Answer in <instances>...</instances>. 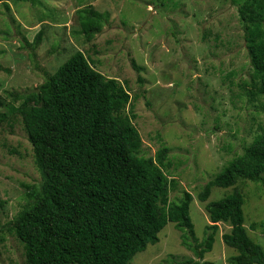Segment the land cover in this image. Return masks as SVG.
Here are the masks:
<instances>
[{"label": "rangeland", "instance_id": "obj_1", "mask_svg": "<svg viewBox=\"0 0 264 264\" xmlns=\"http://www.w3.org/2000/svg\"><path fill=\"white\" fill-rule=\"evenodd\" d=\"M89 6L106 15L102 31L91 41L78 18V10ZM38 34L41 41L34 50ZM77 51L130 91L127 109L133 107L136 115L141 154L155 156L163 144L170 147L164 170L178 182L170 198L191 192L190 215L202 240L211 224L206 204L233 187L212 188L205 202L198 193L264 125L263 98L251 95L254 70L232 0H0V97L5 102L0 111L10 114L0 126V264H25L23 243L8 225L26 204L29 187L41 181L22 116L15 110L23 97H15L38 88ZM237 185L246 199L247 232L264 247V183ZM230 230L228 223L219 222L203 264H230L238 253L222 239ZM159 237L128 264L199 259L182 245L174 222Z\"/></svg>", "mask_w": 264, "mask_h": 264}, {"label": "trees", "instance_id": "obj_2", "mask_svg": "<svg viewBox=\"0 0 264 264\" xmlns=\"http://www.w3.org/2000/svg\"><path fill=\"white\" fill-rule=\"evenodd\" d=\"M232 2L254 70L251 95L263 98L264 111V0ZM78 14L83 35L93 40L106 15L93 6ZM40 41L38 34L34 50ZM132 63L139 68L134 59ZM36 89L15 97H23L15 110L22 116L41 173L39 185L29 187L26 204L8 225L23 243L25 264H128L160 241L168 222L175 223L182 245L199 258L184 264H203L200 260L213 249L219 222L231 226L222 239L238 252L229 258L230 264H264V247L247 232L246 199L237 185L264 183V125L243 153L198 193L205 202L212 188L233 187L230 194L206 204L211 224L199 240L190 215L191 192L170 198L178 185L164 170L170 147L163 144L155 156L141 154L136 115L133 107L127 109L132 96L121 81L107 77L77 51ZM4 105L0 97V107ZM9 118L0 111V126Z\"/></svg>", "mask_w": 264, "mask_h": 264}, {"label": "water", "instance_id": "obj_3", "mask_svg": "<svg viewBox=\"0 0 264 264\" xmlns=\"http://www.w3.org/2000/svg\"><path fill=\"white\" fill-rule=\"evenodd\" d=\"M30 92H38V89L31 90Z\"/></svg>", "mask_w": 264, "mask_h": 264}]
</instances>
